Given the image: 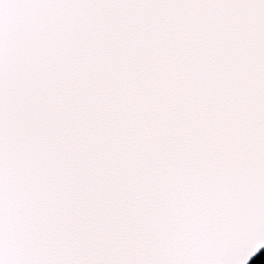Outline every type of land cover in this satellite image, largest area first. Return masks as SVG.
Here are the masks:
<instances>
[{"label": "snow or ice", "instance_id": "6c2138e0", "mask_svg": "<svg viewBox=\"0 0 264 264\" xmlns=\"http://www.w3.org/2000/svg\"><path fill=\"white\" fill-rule=\"evenodd\" d=\"M262 249L264 0H0V264Z\"/></svg>", "mask_w": 264, "mask_h": 264}, {"label": "trees", "instance_id": "16d2710c", "mask_svg": "<svg viewBox=\"0 0 264 264\" xmlns=\"http://www.w3.org/2000/svg\"><path fill=\"white\" fill-rule=\"evenodd\" d=\"M260 261H264V252H262L257 258H255L251 264H260Z\"/></svg>", "mask_w": 264, "mask_h": 264}, {"label": "water", "instance_id": "95a60500", "mask_svg": "<svg viewBox=\"0 0 264 264\" xmlns=\"http://www.w3.org/2000/svg\"><path fill=\"white\" fill-rule=\"evenodd\" d=\"M262 252H264V249L261 250V252L258 254V256H259ZM258 256H257V257H258ZM257 257H254L253 260H254L255 258H257ZM253 260H252V261H253ZM252 261L250 262V264L252 263Z\"/></svg>", "mask_w": 264, "mask_h": 264}]
</instances>
